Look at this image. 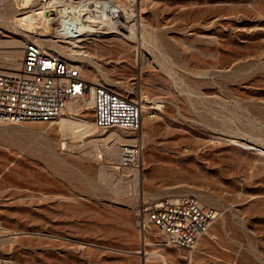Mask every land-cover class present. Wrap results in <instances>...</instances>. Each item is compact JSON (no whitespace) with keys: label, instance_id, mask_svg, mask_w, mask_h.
I'll return each mask as SVG.
<instances>
[{"label":"rangeland","instance_id":"1","mask_svg":"<svg viewBox=\"0 0 264 264\" xmlns=\"http://www.w3.org/2000/svg\"><path fill=\"white\" fill-rule=\"evenodd\" d=\"M84 1L116 6L125 35L137 26L135 41L89 36L74 49L87 79V68L98 66L99 83L143 100L141 137L122 144L119 158L111 156L108 149L121 144L115 136L104 139L111 130L134 132L97 127L93 104L85 113L62 115L85 118L96 126L88 131L81 124L60 127L59 118L0 123V258L6 264H264V0ZM26 7L25 0H0V50L15 36L36 40L19 24ZM49 13L57 18L58 8ZM32 30L46 31L36 24ZM125 144L139 148L136 166L120 164ZM119 182L125 191H117ZM180 194L218 212L205 246L199 242L207 233L193 250L170 246L148 220L146 207Z\"/></svg>","mask_w":264,"mask_h":264},{"label":"built area","instance_id":"2","mask_svg":"<svg viewBox=\"0 0 264 264\" xmlns=\"http://www.w3.org/2000/svg\"><path fill=\"white\" fill-rule=\"evenodd\" d=\"M46 2L53 3L50 0ZM88 97L93 98L97 127L122 128L132 132L142 129L143 100L109 85L92 83L75 63L47 53L35 41L24 47L18 68L0 66V123L52 122L66 112L69 102ZM139 157L137 145L125 144L120 164L136 166ZM144 211L149 222L165 236L164 241L168 245L190 250L195 248L218 217L214 208L204 206L197 197L189 194L165 197ZM0 264H6V261L0 258Z\"/></svg>","mask_w":264,"mask_h":264},{"label":"bare ground","instance_id":"3","mask_svg":"<svg viewBox=\"0 0 264 264\" xmlns=\"http://www.w3.org/2000/svg\"><path fill=\"white\" fill-rule=\"evenodd\" d=\"M50 1H53V3L50 4L46 2L41 4V1L38 0H25L27 4L26 7L27 9L24 10V12L22 13V17H20V21H19L20 26H22L24 30L22 33L26 34V38H32V39L36 38L35 42H37L47 53H51L50 51H48L49 48L53 51H56L57 55L63 58H67V57L72 58L74 61L77 62L76 65L80 67L82 72L85 70L84 66L81 64L83 62V57L80 56L81 54L78 52L77 49H74L79 47L75 43L76 41L77 42L80 41L79 39H81L82 37L90 36L93 37L95 40L108 41V42L125 41L124 43H127L129 41H135L139 38V33L137 31V26H135V24L131 26V32L129 35H125L123 32L120 31V25L124 23L122 22L119 16L118 8L116 6H113L110 2L108 3L106 2L102 4L101 3L89 4L84 0L79 2L78 0L77 1L50 0ZM53 5L58 8L57 18L51 17L52 13H49L51 9L50 7ZM54 20L58 21L59 25L54 26L51 35H53V37L55 35V36H62L64 37V39L67 38V40H70V43L73 44L72 46L64 44L66 42L68 43V41H63V43H58V41L54 40V38L51 35L49 37L46 36L49 35L47 29L52 27V21ZM35 24L40 27H43V29H46V31H42L40 33H38V31L35 32L34 30L29 31V28H33ZM43 32H46V34H43ZM142 38L144 39L145 42L148 39L146 29L142 31ZM25 41H26L25 38H20L16 36L11 38L8 41V44H10V48L8 50L7 49L0 50V64H7L8 65L7 68H13V69L18 68L20 66L21 63L20 60L23 53L21 47ZM29 42L26 41V44ZM94 66L91 68H87V73L91 77L89 80L92 83H99L98 73L100 69L98 66H96V68ZM123 86L128 90L133 89L132 87L127 85H123ZM90 98H91L90 100L88 97V98H83L82 101L73 100L69 102L67 106V112L76 111L79 113H85V111H87V109H89V107L93 104V98L92 97ZM59 119H60L59 123L61 124L60 127L81 124V126L82 125L85 126V129L87 128L86 129L87 131L94 129L96 127L93 123L87 121L85 118L74 120L70 115L68 117H64L61 115ZM73 129L74 128L71 127V130ZM64 130H66V127ZM139 135L141 137V134ZM139 135L138 132L137 133L134 132V134H130V133L126 134L123 132H119L118 130H111V132L104 139L115 136L117 141H119L121 144H114L113 147L112 148L110 147L107 152H109L111 156L119 158V155L121 154L120 146L124 143H132L137 141ZM138 176L139 174L135 173L136 179H138ZM116 189L119 192L125 191L124 183L119 182L116 186ZM0 228H2L1 223H0ZM211 236L212 233L208 231L205 239L199 242V247L205 246L209 242L208 238H211ZM161 258L165 262V257L161 255Z\"/></svg>","mask_w":264,"mask_h":264}]
</instances>
